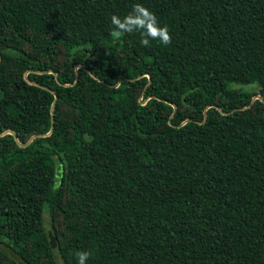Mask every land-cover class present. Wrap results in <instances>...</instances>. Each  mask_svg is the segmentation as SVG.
I'll return each instance as SVG.
<instances>
[{
    "label": "trees",
    "instance_id": "obj_1",
    "mask_svg": "<svg viewBox=\"0 0 264 264\" xmlns=\"http://www.w3.org/2000/svg\"><path fill=\"white\" fill-rule=\"evenodd\" d=\"M133 2L0 0V264H264V0Z\"/></svg>",
    "mask_w": 264,
    "mask_h": 264
},
{
    "label": "clouds",
    "instance_id": "obj_2",
    "mask_svg": "<svg viewBox=\"0 0 264 264\" xmlns=\"http://www.w3.org/2000/svg\"><path fill=\"white\" fill-rule=\"evenodd\" d=\"M110 24L112 37L118 39L121 36L139 33V43L144 47L153 41H158L161 45H168L171 42L168 26L160 22L157 14L147 7L143 0H134L125 14H111ZM73 255L75 264H87L90 252L78 249Z\"/></svg>",
    "mask_w": 264,
    "mask_h": 264
},
{
    "label": "rangeland",
    "instance_id": "obj_3",
    "mask_svg": "<svg viewBox=\"0 0 264 264\" xmlns=\"http://www.w3.org/2000/svg\"><path fill=\"white\" fill-rule=\"evenodd\" d=\"M239 70H240V65L238 63H235V64H233V65H231L230 67L227 68V72L230 73V74H234V73L238 72ZM233 86L234 87H244L247 90L254 91V92H258L259 89H260V87H261L258 82H254V83L247 84V85L234 84ZM116 96L119 99H122L123 98V96L119 92H116ZM48 225L49 224L47 222V226Z\"/></svg>",
    "mask_w": 264,
    "mask_h": 264
},
{
    "label": "water",
    "instance_id": "obj_4",
    "mask_svg": "<svg viewBox=\"0 0 264 264\" xmlns=\"http://www.w3.org/2000/svg\"><path fill=\"white\" fill-rule=\"evenodd\" d=\"M49 236H50L51 246L53 248H56L57 247V239H56V237L51 232H49Z\"/></svg>",
    "mask_w": 264,
    "mask_h": 264
}]
</instances>
